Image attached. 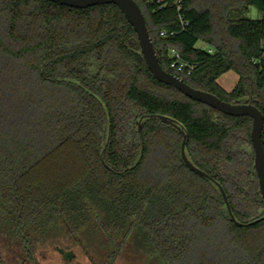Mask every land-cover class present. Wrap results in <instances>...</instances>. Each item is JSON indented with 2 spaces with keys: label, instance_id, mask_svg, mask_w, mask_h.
I'll list each match as a JSON object with an SVG mask.
<instances>
[{
  "label": "trees",
  "instance_id": "16d2710c",
  "mask_svg": "<svg viewBox=\"0 0 264 264\" xmlns=\"http://www.w3.org/2000/svg\"><path fill=\"white\" fill-rule=\"evenodd\" d=\"M136 1L164 69L264 114V16H242L264 0ZM172 48L191 74L171 66ZM150 115L181 125L236 220L184 162L183 133ZM252 122L155 78L115 4L0 0V261L40 264V247L76 237L100 243L101 264L128 243L154 264H264Z\"/></svg>",
  "mask_w": 264,
  "mask_h": 264
},
{
  "label": "water",
  "instance_id": "95a60500",
  "mask_svg": "<svg viewBox=\"0 0 264 264\" xmlns=\"http://www.w3.org/2000/svg\"><path fill=\"white\" fill-rule=\"evenodd\" d=\"M55 3L66 5L75 8H87L99 4H115L117 5L122 13L125 15L127 21L133 26L137 33L141 53L146 61L148 69L160 82L175 86L186 96L196 101L202 102L212 108H215L222 113L232 116H250L253 120L251 129V140L254 149V166L258 176L259 188L264 200V144L262 140V131L264 129V114L262 111L253 103H232L225 101L217 95L196 87L191 86L185 80L178 75L166 70L160 63L153 38L149 32L145 14L136 0H50ZM153 117H159L164 121L169 122L177 129H179L184 139L181 145V154L186 165L194 172L200 174L203 177L211 179L219 187L224 200L226 202L228 211L232 217L235 216L232 212V208L227 196V193L223 185L210 176L207 172L197 167L189 159L186 153V143L189 135L184 131L181 125L172 117L166 115H150ZM139 129L141 130V124L139 123ZM264 216L252 221L256 223L263 220ZM0 264H4L0 261Z\"/></svg>",
  "mask_w": 264,
  "mask_h": 264
},
{
  "label": "rangeland",
  "instance_id": "374dc122",
  "mask_svg": "<svg viewBox=\"0 0 264 264\" xmlns=\"http://www.w3.org/2000/svg\"><path fill=\"white\" fill-rule=\"evenodd\" d=\"M242 16L251 19H261L264 13L255 6L242 11ZM201 47H207L199 42ZM238 80V75L229 71L220 77V83L228 90H231ZM56 244L50 242L38 250L40 264H101L106 250L98 242H85L76 237L58 238ZM56 241V240H55ZM114 264H154L142 252L136 251L131 243L119 253Z\"/></svg>",
  "mask_w": 264,
  "mask_h": 264
},
{
  "label": "built area",
  "instance_id": "2783aa9c",
  "mask_svg": "<svg viewBox=\"0 0 264 264\" xmlns=\"http://www.w3.org/2000/svg\"><path fill=\"white\" fill-rule=\"evenodd\" d=\"M152 1H156L158 3H161L164 6L169 3V0H152ZM183 1L184 0H173L172 3L176 4L178 10H180L181 7H182ZM161 35L162 36H166V32L165 31H161ZM171 54H172L173 57H175V59L171 63V66L177 68L178 71H180V72H186L187 74H191L192 68L191 67L188 68L186 66V63L180 61V54L176 51V49L172 48L171 49Z\"/></svg>",
  "mask_w": 264,
  "mask_h": 264
}]
</instances>
